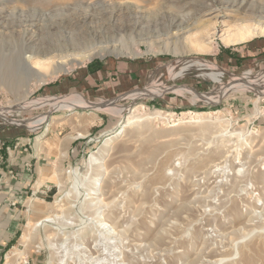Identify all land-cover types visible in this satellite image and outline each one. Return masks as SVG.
<instances>
[{"label":"rangeland","instance_id":"rangeland-1","mask_svg":"<svg viewBox=\"0 0 264 264\" xmlns=\"http://www.w3.org/2000/svg\"><path fill=\"white\" fill-rule=\"evenodd\" d=\"M258 21L264 0H0V161L45 157L0 264H264V87L228 86L264 85V36L222 40Z\"/></svg>","mask_w":264,"mask_h":264},{"label":"crops","instance_id":"crops-1","mask_svg":"<svg viewBox=\"0 0 264 264\" xmlns=\"http://www.w3.org/2000/svg\"><path fill=\"white\" fill-rule=\"evenodd\" d=\"M101 69V68H100ZM99 69H93L92 73L98 72ZM264 124V119L262 120ZM4 141V131L0 133V142ZM80 148V143L76 137L65 140L66 156L75 157ZM2 161H0V258L4 251L16 241L23 223L24 214L20 210V205L25 200L27 190L33 186V179L36 175L41 174L42 162L45 157L38 155L20 156L12 160L14 171L4 170V148L1 151ZM37 159L34 168L28 171L24 167V162ZM15 203V205H13Z\"/></svg>","mask_w":264,"mask_h":264},{"label":"bare ground","instance_id":"bare-ground-1","mask_svg":"<svg viewBox=\"0 0 264 264\" xmlns=\"http://www.w3.org/2000/svg\"><path fill=\"white\" fill-rule=\"evenodd\" d=\"M226 6H223V7H220V8H216V9H213L211 10V8L209 9L211 12L213 11V13L215 14L213 16V18L210 20V21H215L221 14L224 13V11L226 10ZM208 22V21H207ZM213 23V22H212ZM225 34V33H224ZM256 36H264V21H258L255 26H252L251 24H248V23H245V24H241V25H237L233 28H231L223 37V43L226 45V46H229V45H235V44H241V43H244V42H247L249 40H251L252 38L256 37ZM191 42V41H190ZM198 45V42L195 41ZM202 42V40H201ZM202 44V43H201ZM204 45V43H203ZM200 46V45H199ZM198 46V47H199ZM203 47V46H202ZM205 47V46H204ZM200 49V48H199ZM203 49V48H201ZM101 49H98L96 46L94 45H87V46H82V47H79V48H75L72 50V53L69 54V51L67 50H63L61 51L57 56H54L52 58H49V62L48 63H44L42 64V68H45V70H49L50 67H53V70L50 71L49 70V76L51 75H54L56 73H58L59 71H62V70H66V65H68L69 63H71L69 60L73 57L75 59H78L80 58L81 60H90L92 58V56L94 55H97L99 54L98 52L100 51ZM47 55V54H46ZM57 57V59H59V63L57 65H54L53 63V60L54 58ZM33 55L31 54L29 59L26 60V65L28 66V69L30 71H34V68H32L31 66V63H32V59H33ZM174 70V69H173ZM172 70V71H173ZM188 70V69H187ZM182 71V70H181ZM176 72V71H175ZM183 72V71H182ZM181 72V73H182ZM247 75V74H246ZM48 76V75H47ZM46 75H41L42 78H46L47 77ZM264 78V77H263ZM261 80V78H258V80ZM219 83L222 81V80H219ZM256 81V80H255ZM251 82L250 84H237L235 82H230L228 84V86L230 87H242V89L244 88L245 89H259L261 87H264L263 84H259V83H256V82ZM262 81V80H261ZM42 81L39 80V83H41ZM260 82V81H259ZM36 84V81L32 84H29L27 85V87H31L33 85ZM155 84V83H154ZM154 88V87H153ZM154 90L152 89L151 92H153ZM54 105V107H57V106H65V107H77V106H83V105H80V103H78L75 99H67V100H60V101H55L52 103ZM96 107H99V108H102L104 110L110 108L108 106H96ZM143 108V107H142ZM207 113H196V115H205ZM136 116L135 114H133L132 117H129L127 119V123H129V121L131 119H134ZM118 134V133H117ZM105 145V144H104ZM106 147V146H104ZM107 148V147H106ZM111 148V147H110ZM108 150V149H106ZM48 221V219H46Z\"/></svg>","mask_w":264,"mask_h":264},{"label":"built area","instance_id":"built-area-1","mask_svg":"<svg viewBox=\"0 0 264 264\" xmlns=\"http://www.w3.org/2000/svg\"><path fill=\"white\" fill-rule=\"evenodd\" d=\"M1 148V147H0Z\"/></svg>","mask_w":264,"mask_h":264}]
</instances>
